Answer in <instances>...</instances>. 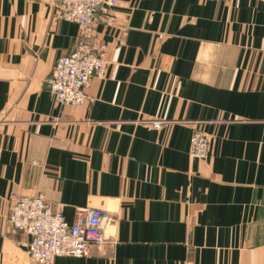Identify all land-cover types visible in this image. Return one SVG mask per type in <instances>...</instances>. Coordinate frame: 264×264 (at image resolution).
<instances>
[{
  "label": "crops",
  "instance_id": "crops-1",
  "mask_svg": "<svg viewBox=\"0 0 264 264\" xmlns=\"http://www.w3.org/2000/svg\"><path fill=\"white\" fill-rule=\"evenodd\" d=\"M56 1L0 0V264H37L9 223L35 196L106 215L105 244L52 264H264V0H118L84 106L44 82L81 36Z\"/></svg>",
  "mask_w": 264,
  "mask_h": 264
},
{
  "label": "built area",
  "instance_id": "built-area-1",
  "mask_svg": "<svg viewBox=\"0 0 264 264\" xmlns=\"http://www.w3.org/2000/svg\"><path fill=\"white\" fill-rule=\"evenodd\" d=\"M116 0H60L56 8L66 22L78 25L80 39L73 52L60 58L46 80L52 98L60 105L81 106L89 100L85 89L93 77L105 73L107 62L89 41L92 27L105 7ZM153 122L151 128H160ZM211 139L201 129L192 135L190 157L205 160ZM9 223L30 239L28 253L39 264H51L58 257L87 258L93 246L107 241L106 215L100 209H81L70 224L62 213L49 207L40 197H23L11 208Z\"/></svg>",
  "mask_w": 264,
  "mask_h": 264
},
{
  "label": "rangeland",
  "instance_id": "rangeland-1",
  "mask_svg": "<svg viewBox=\"0 0 264 264\" xmlns=\"http://www.w3.org/2000/svg\"><path fill=\"white\" fill-rule=\"evenodd\" d=\"M117 1V5L116 6H112V7H105L104 9H102V11H100V12H103V11H105V9H111V8H114V7H117L118 5H119V2H118V0H116ZM59 3H60V0H57L56 1V3H54V7H55V10H56V13H57V16L62 20V21H64L61 17H60V14H59V11H58V9L56 8V5L58 6L59 5ZM98 21V20H97ZM96 21V22H97ZM66 22V21H65ZM96 22L94 23V25L96 24ZM68 23H72V22H68ZM75 24V23H74ZM77 25V24H76ZM94 25H93V27H92V32H91V35H90V37L92 36V34H93V31H94ZM78 26V25H77ZM78 29H79V27H78ZM80 31V30H79ZM90 39V38H89ZM90 41V40H89ZM91 43V42H90ZM91 46L93 47V49L96 51V52H98V53H100V54H102L103 55V57L105 58V53H106V51H105V49H100V50H97L92 44H91ZM73 52V51H72ZM71 52V53H72ZM71 53H69V54H71ZM68 54V55H69ZM65 56H67V55H65ZM64 57V56H63ZM62 58V57H61ZM59 60V59H58ZM105 61L107 62V66H106V70H105V73L102 75V76H100V77H97V76H95V77H93L92 78V80L94 79V78H100V79H104L105 77H106V74H107V70H108V65H109V63H108V61L106 60V58H105ZM57 63V62H56ZM56 65V64H55ZM55 65L52 67V70L50 71V74L46 77V79H45V85L47 86V84H46V80L51 76V74H52V71H53V69H54V67H55ZM92 80H91V82H92ZM91 82H90V85H91ZM90 85H89V87H90ZM88 87V88H89ZM47 88H48V86H47ZM88 88H86L85 89V92L87 93V89ZM48 90H49V88H48ZM50 93V92H49ZM51 95V94H50ZM88 95V94H87ZM52 97V96H51ZM88 97H89V100L86 102V103H84L83 105H81V106H84V105H87V104H89V103H91V102H93L94 101V99L93 98H91L89 95H88ZM53 101L56 103V101L53 99ZM60 105V104H59ZM69 106H73V105H69ZM209 137V136H208ZM35 197H39V196H35ZM23 198V197H22ZM21 199V198H20ZM49 206V205H48ZM50 207V206H49ZM52 208V207H51ZM12 213V211H10V214ZM9 217H10V215H9ZM106 231H107V228H106ZM29 242H30V239H29ZM29 242H28V244H29ZM105 244V243H104ZM27 254L29 255V253H28V248H27ZM29 257H30V255H29ZM59 258V257H58ZM30 259L33 261V262H35V260L32 258V257H30ZM57 259V258H56ZM55 259V260H56ZM54 260V261H55ZM35 263H37V262H35ZM37 264H39V263H37ZM52 264V263H51Z\"/></svg>",
  "mask_w": 264,
  "mask_h": 264
}]
</instances>
